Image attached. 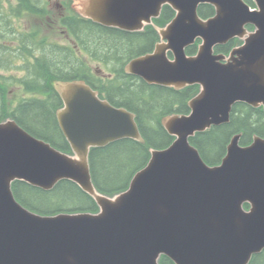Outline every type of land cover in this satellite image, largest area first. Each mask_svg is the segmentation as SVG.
I'll list each match as a JSON object with an SVG mask.
<instances>
[{"label": "water", "instance_id": "1", "mask_svg": "<svg viewBox=\"0 0 264 264\" xmlns=\"http://www.w3.org/2000/svg\"><path fill=\"white\" fill-rule=\"evenodd\" d=\"M75 1L81 17L128 32L142 31L170 7L174 17L156 28L152 52L124 70L148 85L199 91L188 114L161 119L172 143L150 149L147 164L113 196L95 188L89 153L122 139L143 143L132 112L83 80L54 81L62 102L55 116L71 153L14 119L0 122V264H159L161 256L173 264H249L264 250V138L242 146L234 135L214 166L189 139L227 124L235 104L264 108V0H252L253 9L244 0ZM200 5L212 6L214 16L201 18ZM234 39L243 43L228 56L214 53ZM196 40L197 52L187 55ZM62 180L98 211L40 215L12 191L15 181L49 191Z\"/></svg>", "mask_w": 264, "mask_h": 264}, {"label": "trees", "instance_id": "2", "mask_svg": "<svg viewBox=\"0 0 264 264\" xmlns=\"http://www.w3.org/2000/svg\"><path fill=\"white\" fill-rule=\"evenodd\" d=\"M1 1L7 2L4 10L7 13L4 18L5 40H10L9 35H13L11 40H17L18 43L5 58L1 56L0 47V72L6 73L8 66H13L21 75H0V122L12 118L32 136L50 143L62 152L70 153L55 116L56 110L61 107V100L51 83L55 80H83L112 106L125 108L135 115L143 143L122 139L104 147L93 148L89 153L90 173L97 191L113 196L125 190L133 175L147 164L150 149H164L172 143L174 138L165 131L161 119L171 114H188V101L198 92V86L175 90L148 85L125 72L126 62L152 51L157 33L149 26L144 32L129 35L79 16H64L60 18L59 24L76 45V48L73 45L65 48L57 41L40 38L39 28L31 31H26L19 25L15 28L13 19H9L19 18L20 15H39L45 6L38 4L43 0H13L14 5L10 0H0V3ZM244 1L253 7L251 0ZM2 7L0 5V10ZM198 13L205 18L212 14V9L208 5H201ZM173 16V10L164 7L155 23L163 26ZM18 35L20 38H15ZM2 38L0 33V39ZM234 43L231 41L225 46L217 47L215 52L222 53L223 47L228 50ZM194 46L196 47L193 45L186 49L188 55L195 53ZM78 49L88 53L92 60L100 62L112 77L105 81L96 78L95 73L78 55ZM15 59L19 62L15 63ZM8 85H15L25 95L20 94L21 97L13 105L6 106ZM8 107L11 109L8 110ZM237 134H241L239 144L242 146L250 144L253 136L264 138V109L235 104L227 124L197 133L189 141L204 162L214 166L221 162L230 139ZM12 191L18 202L40 215L98 211L94 200L68 180L58 182L49 191L15 181ZM244 207L247 209L248 205L245 204ZM159 264L173 263L161 256ZM249 264H264V250L252 256Z\"/></svg>", "mask_w": 264, "mask_h": 264}, {"label": "flooded vegetation", "instance_id": "3", "mask_svg": "<svg viewBox=\"0 0 264 264\" xmlns=\"http://www.w3.org/2000/svg\"><path fill=\"white\" fill-rule=\"evenodd\" d=\"M5 1V0H4ZM11 1H13V0H11ZM50 2H51V0H49ZM49 1L48 0H43V2H40L38 5H43V6H45L44 7V9L43 10H41V13L39 14V15H35V14H33V17H32V19H33V21L35 22L36 21V27H44V25H49L50 23H54L55 21H56V18H54L52 15H51V10H48V7H49ZM14 3L12 4L11 2V4L12 5H14L15 4V1H13ZM60 2H61V0H60ZM0 5L2 6L3 5V7H2V9L0 10L1 11V13H0V33H1V35H3V38L2 39H0V47H1V50H2V53H1V56H2V58H5L6 57V55H7V53H10L11 52V48L12 47H14V46H17V40H11L12 38H13V35H9V38H10V40H5V33H6V23L4 22V18L6 17V11H4L5 10V8H6V6H7V2L5 3V2H2L1 1V3H0ZM51 6H53L52 8H55L56 10H61L60 12H57L58 13V21L60 22V18L61 17H64V16H66L63 12L65 11V9H64V7L62 6V4L61 3H59V1H56V2H53L52 4H51ZM208 6H210V5H208ZM200 7V6H199ZM199 7H198V10H199ZM211 7V6H210ZM211 9H212V14L211 15H209V16H206L204 19H207V18H210V17H212L215 13H214V9H213V7H211ZM199 14V13H198ZM67 16H69V15H67ZM200 16V15H199ZM24 17H26V16H24ZM160 17V16H159ZM9 19H13L12 21H13V26L16 28H18V25L19 26H22L21 25V22L23 23V17L20 15V17L19 18H9ZM155 20L156 19H153L152 20V25H150L149 27H151V29H153V30H156V27L158 26L156 23H155ZM168 22H166V24H167ZM165 24V25H166ZM165 25H163V26H161V27H164ZM104 27V26H103ZM147 27L148 26H146L142 31H137V32H128V31H123V30H120V29H117V28H111V27H105V28H111L112 30H114V31H118V32H121V33H124V34H129V35H131V34H133V33H141V32H144L145 31V29H147ZM62 29H63V33L65 34V37L70 41V43H71V45H73V47L74 48H76V45H75V43H74V41L71 39V37H70V35L68 34V32L62 27ZM248 29L249 30H252L253 28L252 27H248ZM40 35V38H42V39H47L48 41H52V42H54L53 40H51V39H49V38H47V37H45L42 33H40L39 34ZM15 38H20V36L18 35V37H15ZM158 40H159V35H157V39H156V41H155V43H154V45L158 42ZM197 43V42H196ZM46 44H48L47 42H46ZM59 45H61V46H64L65 48H68L69 47V45H63V44H60V43H58ZM236 44H238V43H234V45L232 46V47H230L228 50H227V47H223V49H222V53L223 54H228L230 51H231V49L236 45ZM239 44H240V42H239ZM197 46H198V44H196V49H197ZM223 46H225V45H223ZM219 47H221V46H219ZM32 48V47H31ZM153 48H154V46H153ZM216 49V48H215ZM153 50V49H152ZM150 52H152V51H150ZM150 52H147V53H150ZM195 52H196V50H195ZM77 53H78V55L80 56V57H82V61H83V63L88 67L89 66V64L91 63V62H94V63H96V64H99V65H102L100 62H98V61H94V60H92L91 58H90V56L88 55V53H86L84 50H82V49H78L77 50ZM147 53H145V54H147ZM145 54H142V55H145ZM139 56H141V55H139ZM139 56H136V57H139ZM169 56L171 57V55L169 54ZM136 57H134V58H136ZM134 58H132V59H134ZM132 59H130L129 61H131ZM128 61V62H129ZM18 63L19 61H17V59H15V63ZM14 63V64H15ZM127 63V62H126ZM11 64V63H10ZM99 69V68H98ZM18 71V70H17ZM19 72V71H18ZM94 72V71H93ZM95 77L96 78H99V79H101V80H103V81H105L106 79H109V78H111L112 77V75L111 74H108V75H105V74H103L100 70H96L95 72ZM0 75L1 76H5L6 74H5V72H0ZM129 75V74H128ZM10 76L11 77H17V75H12V74H10ZM100 96V95H99ZM100 98H102V97H100ZM102 99H104V98H102ZM61 100V99H60ZM61 105H62V102H61ZM115 107V106H114Z\"/></svg>", "mask_w": 264, "mask_h": 264}, {"label": "rangeland", "instance_id": "4", "mask_svg": "<svg viewBox=\"0 0 264 264\" xmlns=\"http://www.w3.org/2000/svg\"><path fill=\"white\" fill-rule=\"evenodd\" d=\"M49 1V0H48ZM59 1V3L62 4V6L64 7L65 11L63 12L66 16H72V17H77L78 14L76 13V1L75 0H51V2L49 1V7L48 10H51V15L56 18V21L54 23H50L49 25H44V27H36V21L34 22L32 17L30 16H26L23 17V23L21 22V25L24 29H26V31H31L32 29H36L39 28L40 29V33H42L45 37L53 40V41H57L60 44L63 45H71L70 41L65 37V34L63 33V29L59 24L58 21V13L61 10H56L55 8H52L53 6H51V4L53 2ZM11 3H14L13 1L10 0ZM73 7V8H72ZM8 70L5 74L10 75V74H14L17 76H20L21 73L17 71L16 67L13 66H8ZM89 68L91 69V71L95 72L96 70H100L103 74L108 75L109 72L108 70L103 66V65H99L96 64L94 62H91L89 64ZM99 68V69H98ZM6 106L9 105H13L16 100H18L20 96V94H22L23 92L21 91V89H19L18 87H15V85H8L6 87ZM25 94L23 93L22 96H24ZM8 110L11 108H7Z\"/></svg>", "mask_w": 264, "mask_h": 264}]
</instances>
